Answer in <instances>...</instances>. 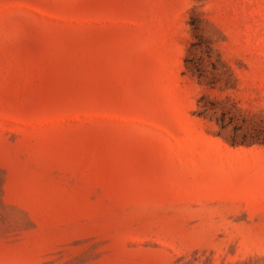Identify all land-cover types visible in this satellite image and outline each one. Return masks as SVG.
Returning <instances> with one entry per match:
<instances>
[{
    "label": "rangeland",
    "instance_id": "rangeland-1",
    "mask_svg": "<svg viewBox=\"0 0 264 264\" xmlns=\"http://www.w3.org/2000/svg\"><path fill=\"white\" fill-rule=\"evenodd\" d=\"M0 264H264V0H0Z\"/></svg>",
    "mask_w": 264,
    "mask_h": 264
}]
</instances>
